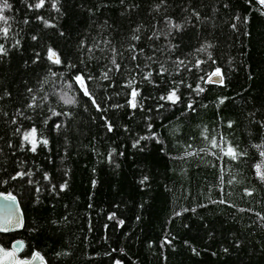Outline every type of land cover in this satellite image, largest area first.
I'll return each instance as SVG.
<instances>
[{
	"label": "trees",
	"instance_id": "16d2710c",
	"mask_svg": "<svg viewBox=\"0 0 264 264\" xmlns=\"http://www.w3.org/2000/svg\"><path fill=\"white\" fill-rule=\"evenodd\" d=\"M38 2L8 0L11 31L0 38V191L17 195L24 210L14 234L23 256L264 264V183L254 168L262 159L254 146L264 145V6ZM216 69L222 83L207 82ZM79 74L95 105L75 83ZM173 90L177 103L161 99ZM69 97L74 104L64 103ZM32 128L35 152L23 140ZM221 136L246 155L218 160L209 141Z\"/></svg>",
	"mask_w": 264,
	"mask_h": 264
},
{
	"label": "snow or ice",
	"instance_id": "6c2138e0",
	"mask_svg": "<svg viewBox=\"0 0 264 264\" xmlns=\"http://www.w3.org/2000/svg\"><path fill=\"white\" fill-rule=\"evenodd\" d=\"M44 3H45V0H39V2L35 4V7L41 8L44 6ZM258 3H259V5L264 6V0H258ZM53 7H56V6L53 5ZM10 9H11V5L8 3V0H0V38H3L5 40L9 38V32L11 31V25L9 24L10 18L8 16L4 15V12H5V10H10ZM176 27H179V26H176ZM134 38L138 39V37H134ZM112 51H113V58H112L111 62L115 65L116 69L119 70V64H117L116 60H115L116 50L113 49ZM6 54H7V50L4 46V44L0 43V55H6ZM133 58H135V57H133ZM48 59L53 64L58 65L61 63L59 55L57 54V52H55L52 49L48 50ZM149 75H151V74H149ZM212 77H221V72L219 69H216L213 73L210 74L207 82H209V83H213V82L222 83V79L220 81H213ZM105 78H107V73H105ZM74 80H75V83L77 85H79L80 90L83 92V94L85 96H88L90 99H92L91 94L88 92V89L86 87L84 76L82 74L76 75L74 77ZM69 87H71V85H69ZM203 90H204L203 88L199 89L200 92H202ZM130 95L133 98V102H131V107L135 108L136 104H135L134 100H135V97L137 95L136 90H133ZM161 99H166L172 103H177L179 101V97L176 95V90L171 91L167 97H161ZM33 100H35V98H33ZM64 103L69 104V105L74 104L75 100H74V98H70V97L65 98ZM92 103L94 105L96 104L95 99H92ZM221 103H223V100L221 101ZM35 106H36L35 103H32L29 105V107H35ZM189 107L191 108V105H189ZM97 108H99L98 105H97ZM56 115H61V113H56ZM228 126L231 127V123ZM57 127H59V125H57ZM108 127H109V130H111V125H109ZM204 138L208 139L207 136H205ZM23 140L26 142H29L31 144L30 150L35 152L36 147H37V130L35 128H32L29 132L24 133ZM42 142L45 145L47 144L46 140L42 141ZM209 143H210L212 149L218 150V151H214L211 153L212 155L216 156L218 160H223L225 157H227L229 161H236L239 158L246 155L245 152L238 151L237 147L233 146L231 144V142L227 141V139L223 136H221L219 138V141L216 138H212L209 141ZM189 147H191V145H189ZM254 147H256L258 149L259 155L262 158L261 162L256 163L254 165L255 174H256V177L262 183H264V145H255ZM203 151H205V149H200L199 151H193V152H186V155L195 156V155H198L199 152H203ZM221 171H223V168L221 169ZM24 175H26V174L23 172H20V173H17L16 176H13L12 179H17L19 177H23ZM222 179H223V177H221V180ZM63 187H66V185H63L62 188ZM246 194L251 196L253 193H252V191L246 190ZM4 199L10 200V201H15V197L10 195V194L8 196H5ZM219 203H226V202L221 200V201H219ZM177 215H179V213H177ZM109 219H112V216H110ZM120 223L122 224L123 221H121ZM6 224H12V218L11 217L7 218ZM15 226L16 227L21 226L20 222L17 221ZM6 231H8L7 227H0V232H6ZM166 242H168V241H166ZM22 248H23V242L22 241L14 242L11 245V250L5 249L3 247V245H0V264H5V261L9 260V259L14 261L15 264H30V262L27 259L17 260L16 254L19 250H22ZM32 259L43 260V257H41L39 253H34L32 255ZM116 264H120V262L116 261Z\"/></svg>",
	"mask_w": 264,
	"mask_h": 264
},
{
	"label": "water",
	"instance_id": "95a60500",
	"mask_svg": "<svg viewBox=\"0 0 264 264\" xmlns=\"http://www.w3.org/2000/svg\"><path fill=\"white\" fill-rule=\"evenodd\" d=\"M221 79H222V76L221 77H212L213 81H220ZM213 83H220V82H213ZM9 194L15 197V201H10V200H5L4 199V197L8 196ZM9 217L12 218V224H6V220ZM17 221L20 222L21 226H19V227L15 226ZM24 226H25V213H24V210L22 208V205H21V202H20V199L18 198V196L15 195V194H11V193L5 192V191H0V227H7L8 228V231H6L4 233L20 232V231L23 230ZM17 241H22L23 242L22 250H19L17 252V254H16L17 260L27 259L30 262V264H48L47 260L43 256V254H41L38 251H35L34 253H39L40 256L43 257V260H40V259H35L34 260V259H32V255L34 253H32V255L29 256V257L21 256V254H22V252L24 251V248H25V243L21 239H19ZM0 245H2V244H0ZM8 250H11V249H8ZM5 264H15V262L12 261L11 259H9V260L5 261Z\"/></svg>",
	"mask_w": 264,
	"mask_h": 264
},
{
	"label": "flooded vegetation",
	"instance_id": "af4514ba",
	"mask_svg": "<svg viewBox=\"0 0 264 264\" xmlns=\"http://www.w3.org/2000/svg\"><path fill=\"white\" fill-rule=\"evenodd\" d=\"M16 233H18V232H8V233L0 232V244H2L6 249H11V245L15 241L19 240V238H17L14 235ZM23 252H22L21 256H23ZM31 255L32 254H30L29 256H31ZM29 256H23V257H29Z\"/></svg>",
	"mask_w": 264,
	"mask_h": 264
}]
</instances>
